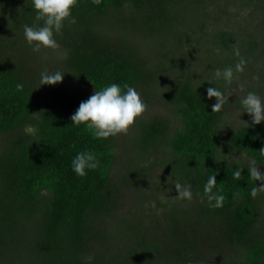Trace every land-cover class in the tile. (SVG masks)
<instances>
[{
  "label": "trees",
  "instance_id": "trees-1",
  "mask_svg": "<svg viewBox=\"0 0 264 264\" xmlns=\"http://www.w3.org/2000/svg\"><path fill=\"white\" fill-rule=\"evenodd\" d=\"M237 1L243 8L261 6L264 22V0H78L76 23H66L55 37L59 55V49L35 52L26 42L24 25L42 24L31 0H0V264H147L158 253L172 264H191L205 245L217 247L216 264H264V188L251 194L264 180L227 156L230 148L264 166V121L235 129L222 148L224 106L213 113L216 98L207 96L209 87L225 96L230 83L216 79L215 70L235 69L241 59L248 77L259 76L256 82L264 85V67L251 61L256 37L230 29L229 9ZM123 8L130 14L122 16ZM45 70L64 73L62 82L41 85ZM68 80L93 91L127 83L145 101L165 103L176 125L161 116L137 119L132 171L118 180V137L95 138L83 124H73L83 100ZM28 125L34 133L25 131ZM86 149L101 166L80 177L71 161ZM160 149L168 154L162 162L174 184L190 183L199 203L193 215L194 208L181 204L188 200L178 198L170 224L154 233L139 216L120 218L117 211L125 189L151 171ZM210 175L226 197L221 208H210L204 198ZM126 234L134 243L121 252ZM223 249L229 252L221 259Z\"/></svg>",
  "mask_w": 264,
  "mask_h": 264
},
{
  "label": "rangeland",
  "instance_id": "rangeland-1",
  "mask_svg": "<svg viewBox=\"0 0 264 264\" xmlns=\"http://www.w3.org/2000/svg\"><path fill=\"white\" fill-rule=\"evenodd\" d=\"M218 3L220 4V2ZM213 4L214 3H209L210 10L215 9ZM229 10L232 15L231 21L229 22L230 29L237 32V35H240L241 37H247L246 32L251 31L259 43V46H257V52L251 58V61H253L255 68L264 67V22H262L263 20L261 19V6L252 7L250 9L243 8L242 4L237 1L235 5L230 6ZM120 13L122 16L130 14L129 12L127 14L126 8H123ZM58 49L55 50L58 51L59 55L62 54L61 49ZM49 72H51V70H49ZM249 75V71L247 69H243L242 76L235 78V80L229 84L228 90L224 96L223 106L225 110V117L222 119L221 131L219 132L222 148L228 146V138L231 132L241 126L246 125L243 123V121L247 122L248 125L253 124L251 116L247 112H243L240 99L249 91H254L260 95L261 98H264V85H259L255 79L248 77ZM68 82L69 85L81 95V99L83 101L87 100L94 93V91L84 83L70 80H68ZM140 95L143 101L146 103L147 109L144 114L137 119H150L155 116H161L168 118L172 126L176 125L175 116L172 110L165 103L154 98L153 100L145 101V96L143 94ZM135 122L129 127V130L126 133L117 135L118 160L113 175L118 180L130 175L132 171L131 159L133 155L131 153V139L134 135ZM227 156L231 162H242L243 164L251 166L252 168H257L261 173H264V166L253 163V161L246 154L236 152L229 148ZM167 157L168 154L163 149H160L157 154H154L153 160H151V163H154V167L151 169V171H148L144 178L136 179L132 186L125 189L126 199L124 205L117 211V215L120 218L126 217L131 219L134 218V216H139L143 220L144 225H152V227H150V231L154 233H163L166 226L170 224V209L178 201V190L175 187L173 181L174 179L167 171V166L165 163L162 162V160ZM144 165L149 166V163H144ZM180 201L181 200H179V202ZM160 203H163V206H161ZM198 203V197L196 196H193V198L190 201H187V203L181 201L182 206L186 205L192 209L194 208L192 212L193 215L197 214L196 210L198 208ZM150 216H153L155 219H152L151 221ZM156 219H160L161 221L158 222ZM157 227H159V229ZM129 238L130 236L127 234L123 235L121 238V252H126L134 243V239ZM125 239L130 240L127 246L125 245ZM207 246L208 245H205V249L202 253L203 256H201V258L198 260H194L191 264H213L214 262V264H216L217 247L209 249ZM165 248L166 247L164 246V249ZM228 252V249H223L219 254L221 259ZM211 254L214 255L215 259ZM154 263L172 264V262L169 259H166L162 253L154 255L153 259L147 264Z\"/></svg>",
  "mask_w": 264,
  "mask_h": 264
},
{
  "label": "clouds",
  "instance_id": "clouds-1",
  "mask_svg": "<svg viewBox=\"0 0 264 264\" xmlns=\"http://www.w3.org/2000/svg\"><path fill=\"white\" fill-rule=\"evenodd\" d=\"M99 3V0H95ZM78 4V0H31L32 9L35 11L36 21H42V24L24 25V38L28 45L35 52L41 49H58L60 47L56 35L61 34L65 24L76 23V18L72 15L73 8ZM238 54V53H237ZM246 61L241 59L236 64L235 69L232 66L215 70V78L222 79L226 83H231L237 72H242ZM64 73L60 71L49 72L42 71L40 74L41 85H55L62 82ZM259 80L260 77L256 76ZM24 88L23 83L16 84L17 90ZM209 98L215 97L216 102L212 104V112H220L224 103V93L217 87L207 89ZM243 112H247L252 119L253 124H260L264 121V98H261L254 91H249L240 99ZM147 109L146 103L141 98L140 93L135 87L125 83L121 87L118 83H111L104 86L87 99L79 104L77 110L71 116L75 125L83 124L91 131L95 138L108 139L121 133H126L135 120L141 117ZM244 124L249 126L247 122ZM27 133H34L31 125L25 127ZM101 166V160L97 154L86 149L78 152L71 161L72 170L76 175L85 177L90 170H96ZM241 169L234 171V177L241 176ZM250 174L258 181L264 179V173L259 169H251ZM216 175H210L204 184V198L210 208H221L225 202V195L222 190L216 187ZM178 190L177 198L190 201L193 198L192 185L190 183H175ZM257 188H264V183L252 189L251 194L256 196ZM90 262L93 260L91 255L85 257Z\"/></svg>",
  "mask_w": 264,
  "mask_h": 264
}]
</instances>
